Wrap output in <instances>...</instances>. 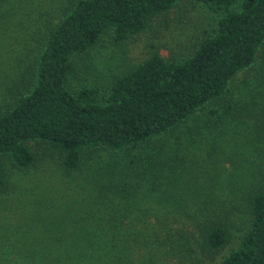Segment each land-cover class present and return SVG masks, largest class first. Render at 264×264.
<instances>
[{
  "label": "trees",
  "instance_id": "1",
  "mask_svg": "<svg viewBox=\"0 0 264 264\" xmlns=\"http://www.w3.org/2000/svg\"><path fill=\"white\" fill-rule=\"evenodd\" d=\"M179 1L63 0L0 12L5 30L30 22L26 40L34 46L27 54L38 52L20 73L24 91L0 113V185L7 182L6 159L28 170L39 161L29 143L45 142L64 171L97 186L91 195L112 217L139 211L138 221L149 222L145 230L169 233L182 218L195 225L165 250L174 232L162 237L157 230L161 243L143 233L141 249L121 250L116 262L147 256L143 264H152V255L176 251L184 264H203L196 247L214 258L229 248L237 227L239 241L219 264H264V0H199L216 16L193 53L170 59L152 50L108 85L78 89L70 80L88 68L85 58L104 35L127 43ZM205 170L194 190L181 186ZM130 252L139 253L137 261L122 258Z\"/></svg>",
  "mask_w": 264,
  "mask_h": 264
},
{
  "label": "rangeland",
  "instance_id": "2",
  "mask_svg": "<svg viewBox=\"0 0 264 264\" xmlns=\"http://www.w3.org/2000/svg\"><path fill=\"white\" fill-rule=\"evenodd\" d=\"M61 1L63 0H0V12L13 8L24 11L32 6H56ZM215 16L199 0H180L173 10L156 18L147 31L127 43L118 44L110 34L104 35L97 48L86 58L83 57L88 68L77 70L70 79L73 88L93 84L108 85L110 79L129 66L145 60L155 49L166 58L186 57L193 53L204 38L205 31L215 24ZM12 20L14 22L13 17ZM24 23L23 27L14 25L13 31L5 30L3 22H0V113L6 112L17 102L18 96L24 91L23 86L27 84L20 73L24 68L26 71L33 56L38 54H27L28 49L34 46V40H30L29 48L26 34L28 28L33 34L34 28L28 25L30 22ZM7 31L12 33L10 37ZM25 58L26 65L19 68L17 64L23 63ZM78 60L80 58L75 61ZM76 64L83 66V63ZM254 73L255 70L250 71V76ZM244 77L245 74H239L236 85ZM217 106L218 103H213L210 107ZM207 111L208 109L199 114ZM29 144L39 158L30 169H17L9 159L5 162L7 182L0 185V261L6 264H120L116 262L118 253L124 249H141L140 238L145 237L143 233L146 235L145 241L151 236L158 242L155 236L158 229L151 227L145 230L149 222L138 221V218H143L141 214L137 215L136 212L139 211L127 213L128 217L122 214L112 217L106 202L91 195L96 194L97 186L94 183L80 182L77 179L79 172L64 171L53 158L54 152L47 143L32 141ZM215 159L214 156L212 161ZM87 166L89 168V164L85 163L83 169ZM208 172L209 170H205L197 180L183 182L181 186L194 190L190 185L198 186L203 182L202 176L208 175ZM237 174L240 175V172L237 171ZM149 221L153 225L157 222L153 217ZM241 221L243 218L237 217V222ZM194 227L191 219L182 218L170 233L166 229L158 230L162 237L171 236L173 232L175 234L170 240L167 238L163 250L166 246L171 249L178 241L180 243L182 232L193 231ZM233 232L229 248L214 258H205L196 247L197 253L204 259L203 264L221 262L224 255L239 241L241 232L237 227ZM145 251L157 252L154 248ZM136 254L130 252L122 258L127 260L128 257H134L137 261L139 253ZM174 254L176 251L167 257L162 254L152 255L150 259H153L152 264H184L179 255ZM148 260L149 257L143 256L139 263L134 264H143Z\"/></svg>",
  "mask_w": 264,
  "mask_h": 264
}]
</instances>
